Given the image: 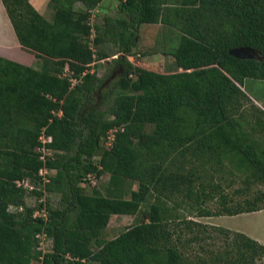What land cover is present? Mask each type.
I'll return each mask as SVG.
<instances>
[{
  "label": "trees",
  "instance_id": "trees-1",
  "mask_svg": "<svg viewBox=\"0 0 264 264\" xmlns=\"http://www.w3.org/2000/svg\"><path fill=\"white\" fill-rule=\"evenodd\" d=\"M2 1L19 43L35 51L42 66L0 56V264H263V243L198 220L187 221L190 241L201 243L197 256H189L160 202L186 182V194L194 192L190 175L168 171L172 155L237 160L250 169V182L264 184V110L241 88L247 78L264 81V0H121L123 15L104 32L123 52L116 58L121 74L111 81L91 66L89 19L105 0H50L52 20L31 0ZM159 22L180 32L170 54L182 71L161 73L128 58L140 26ZM102 41L97 34L95 42ZM241 47L263 58L230 54ZM148 124H154L151 132ZM43 132L52 137L46 147L53 153L46 160L38 150ZM106 138L110 144L103 146ZM44 167L50 170L47 183L40 175ZM105 172L107 194L85 188L89 173L99 179ZM26 177L40 186L31 191L18 186ZM126 180L139 182L130 197L119 188ZM152 187L157 202L143 211L142 220L105 238L112 215L140 212ZM220 187L197 194L196 217L264 209V190L249 186L227 195ZM45 192L60 196L58 207L26 201L32 193L40 200ZM212 198L218 209L201 205ZM43 206L48 217H35ZM201 232L222 236L223 247L203 244ZM44 234L52 242L48 252L40 248Z\"/></svg>",
  "mask_w": 264,
  "mask_h": 264
},
{
  "label": "rangeland",
  "instance_id": "rangeland-1",
  "mask_svg": "<svg viewBox=\"0 0 264 264\" xmlns=\"http://www.w3.org/2000/svg\"><path fill=\"white\" fill-rule=\"evenodd\" d=\"M49 0H46L44 7H39L38 9L41 14H43L47 19L53 18L54 9L49 5L48 12H46V7L49 4ZM121 0H110L104 10L98 11L93 9L90 16V24L93 27L92 34L90 37V43L95 51V61L92 63V70H96L98 75L111 81L112 79H117L121 74L119 71V65L116 63V58L123 54L120 52V43L116 42L114 39L110 38L108 35H104L106 26L110 24H115L116 19L122 16L123 14L119 10V4ZM77 7L81 6L80 3L76 5ZM110 19V21L108 20ZM115 20V21H114ZM98 28V29H97ZM97 34L102 35L103 41L100 43L95 42V37ZM136 46L134 48V56H128L129 60L133 62L136 66H141L143 68L158 71L161 73H174L182 71L181 68H178L174 57L170 54V51L175 49L180 42V32L176 27L170 24L152 23V24H143L140 26L137 37L135 39ZM29 54L25 56V62H30L31 58L35 55V51H24ZM18 53V50L14 48L11 55ZM107 54L109 57L100 59V54ZM34 54V55H33ZM253 56L257 59H262V55L255 51ZM29 59V60H28ZM34 59V64L32 65L35 68L40 69L42 66V60L38 57ZM75 82V81H74ZM247 95L260 107L264 110V81L247 78L244 85L241 87ZM154 128V124H148L146 126V131L151 132ZM111 134H109L110 136ZM112 136V135H111ZM109 138L103 141V146H106L109 142ZM264 142V138L261 139ZM143 158L146 159L147 156L143 154ZM148 160L150 158H147ZM96 162H100V156L95 157ZM204 160V161H203ZM197 159L192 156L183 158L179 156H168L166 159L167 164H169V172H179L184 175H190L192 178V187L194 192L191 195L186 194V190L189 187V183L184 184L183 190L181 192L170 193L167 192L161 198V204L164 205V212L167 220L169 222V227L171 229L178 228V233H180L181 238L178 239V245L181 250L189 254L191 257H196L198 252L201 250V243L199 241L192 242L190 238L192 233L189 229L186 228L188 220H200V222L208 223L209 219L207 217H196L197 206L196 203L197 194L203 189V187H214L221 186L219 189L220 193L231 195L239 192L240 190L245 189L246 187H251V189L264 190L263 183H254L249 181V172L250 169L247 165H241L237 160L226 159L224 162L220 163L218 161L206 162L207 159ZM37 186H40L35 182ZM110 174L108 172L103 173L96 185L85 184V188L90 191L93 188H99L107 194V191L110 189ZM119 187L126 192V196H131V191L133 189H139L138 181L126 180L119 184ZM154 190L152 195L149 196V199L146 203L142 205L140 212L133 215H121L115 214L112 215L108 227L105 229L104 237L111 239L122 233L128 227L136 224L142 220L143 211L148 210L150 205L154 202H157V193L158 191L152 187ZM26 201L31 206H37L40 202H43L47 206L58 207L60 203V196L54 193H46L38 200L36 194H30L26 198ZM207 208L216 210L219 207V201L217 198H212L208 201H201ZM13 209V208H12ZM218 226L230 227L232 230L248 229L254 230L260 236H264V214L260 215H224V216H214L211 221ZM210 224V223H208ZM179 226V227H178ZM199 228H197L198 230ZM179 230H183L180 232ZM202 233L203 244L209 245L212 249H217L223 247L224 240L219 239L222 237L217 234L213 238L208 233ZM244 233V232H243ZM175 239V236L173 237ZM176 241V239H175ZM52 248V242L50 238L43 239L41 249L43 252H48ZM264 264V260L259 263ZM32 264H41L39 261H33Z\"/></svg>",
  "mask_w": 264,
  "mask_h": 264
},
{
  "label": "crops",
  "instance_id": "crops-1",
  "mask_svg": "<svg viewBox=\"0 0 264 264\" xmlns=\"http://www.w3.org/2000/svg\"><path fill=\"white\" fill-rule=\"evenodd\" d=\"M109 1L110 0L103 1L98 7H96V10H98V11L104 10V8L106 7V5ZM31 2L37 9H40V8H38L39 5H40V7H41V5H42V7H44V5L46 4V0H31ZM48 3L49 4L46 7V12H48L50 0ZM80 5H81V3H80ZM14 48H16L18 50V53L15 55H11L12 50H14ZM22 50L31 52L28 49H24L21 46V44L19 43V41L16 37V34H15L14 28L12 26V23L10 21V18L8 16V13L6 11V8L4 6V3L2 0H0V56H4V57L12 59L14 61L20 62L22 64L32 66L34 64V59H32V58H34L35 55L33 54L34 56L31 58L30 62H25L24 61V60H26L25 56H28L29 59H30V56H29V54H27L26 52H23ZM133 190H137V189H133ZM260 214H264V209L259 210V211H254V212L242 213V214H238V215L250 216V215H260ZM212 218H214V216L207 217L206 219L207 220L209 219V221H211ZM198 221H200V220H198ZM209 221H208V223L218 226V224H214V223H211ZM226 228L231 229L230 227H226ZM237 231H239V230H237ZM241 232H244L245 234L249 235L250 237H252V238H254V239H256L259 242L264 244V236H260L254 230L241 229Z\"/></svg>",
  "mask_w": 264,
  "mask_h": 264
},
{
  "label": "built area",
  "instance_id": "built-area-1",
  "mask_svg": "<svg viewBox=\"0 0 264 264\" xmlns=\"http://www.w3.org/2000/svg\"><path fill=\"white\" fill-rule=\"evenodd\" d=\"M114 135L110 136V139H113ZM40 141L42 142V146L38 147V150H40L42 152V156L41 159L46 160V156L52 154V150L46 147V144L52 141V137L51 136H47L44 132L42 133V135L40 136ZM110 144V142H109ZM40 175L43 178V182L47 183L49 182V175H50V170L46 167L42 168L40 170ZM85 180L92 184V185H96V183L98 182V178L97 175L95 173H89L87 175V177L85 178ZM17 185L18 186H22L24 188H27L29 191L33 190L35 188V184L31 181V179L29 177H26L22 180H18L17 181ZM34 216H44V217H48V210L46 206H43V208H41L40 210L35 211ZM45 237L47 238V236L44 234L42 235V239L40 241V248L42 246L43 243V239H45Z\"/></svg>",
  "mask_w": 264,
  "mask_h": 264
},
{
  "label": "water",
  "instance_id": "water-1",
  "mask_svg": "<svg viewBox=\"0 0 264 264\" xmlns=\"http://www.w3.org/2000/svg\"><path fill=\"white\" fill-rule=\"evenodd\" d=\"M255 51H257V50L251 49V48L241 47V48L231 49L230 54H232L238 58H252V57H254L253 52H255Z\"/></svg>",
  "mask_w": 264,
  "mask_h": 264
}]
</instances>
